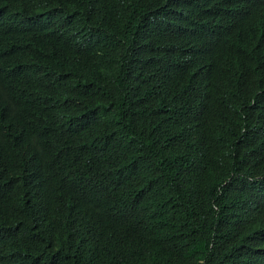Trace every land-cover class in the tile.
Returning a JSON list of instances; mask_svg holds the SVG:
<instances>
[{"label": "trees", "instance_id": "obj_1", "mask_svg": "<svg viewBox=\"0 0 264 264\" xmlns=\"http://www.w3.org/2000/svg\"><path fill=\"white\" fill-rule=\"evenodd\" d=\"M89 1L0 0V264H264V0Z\"/></svg>", "mask_w": 264, "mask_h": 264}, {"label": "clouds", "instance_id": "obj_2", "mask_svg": "<svg viewBox=\"0 0 264 264\" xmlns=\"http://www.w3.org/2000/svg\"><path fill=\"white\" fill-rule=\"evenodd\" d=\"M98 2H99V0H90L89 3H88L87 6H86L87 9H88V6H89V5H91V4H93V3H98ZM86 7H85V8H86ZM87 9H86V11H85V14H87ZM89 14H90V13H89ZM11 19H14V17H13V16H9V17H8V20H11ZM14 28H16V27H14ZM26 28H29V29H30V24H29L28 26H26ZM111 167H112V170H113V171H115V170L117 171V163L115 164V163L112 162Z\"/></svg>", "mask_w": 264, "mask_h": 264}]
</instances>
